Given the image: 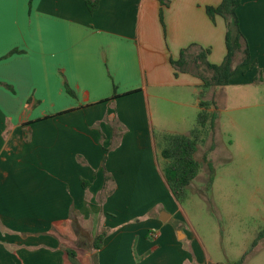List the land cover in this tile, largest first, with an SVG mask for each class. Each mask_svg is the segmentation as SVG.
Instances as JSON below:
<instances>
[{"label": "crops", "instance_id": "crops-1", "mask_svg": "<svg viewBox=\"0 0 264 264\" xmlns=\"http://www.w3.org/2000/svg\"><path fill=\"white\" fill-rule=\"evenodd\" d=\"M165 1L98 0L92 13L85 0L0 5V264H201L168 226L174 207L162 212L171 192L153 120L165 130L158 102L202 84L170 60L198 44L220 64L227 25L206 14L222 0ZM238 1L242 48L264 71V0ZM234 76L229 86L248 83ZM85 222L105 233L90 260L70 245Z\"/></svg>", "mask_w": 264, "mask_h": 264}, {"label": "rangeland", "instance_id": "rangeland-1", "mask_svg": "<svg viewBox=\"0 0 264 264\" xmlns=\"http://www.w3.org/2000/svg\"><path fill=\"white\" fill-rule=\"evenodd\" d=\"M187 48L190 54L208 51L206 60L212 64L208 60L209 48L198 44ZM242 56L241 51L236 53L237 59L232 65L236 71V61ZM254 61L249 71L234 73V79L248 81L244 85L229 86V83L204 89L202 80L195 76L202 83L196 94L179 90L181 101H159L165 130H160L154 113L159 169L164 164L160 157L162 136L191 133L200 111L194 106L197 100L211 103L210 109L217 116L215 130L197 147L195 156L201 163L197 177L186 187L184 196L175 199L170 194V204L163 205L162 210L169 215L174 207L175 216L168 226L176 230L177 237L178 232L188 234L183 246H191L195 261L201 264H264V83L259 82L264 71L260 66L263 60ZM162 93L171 94L170 91ZM151 106L153 111L157 108L153 101ZM152 195L160 199L161 189ZM81 230L78 241L70 240V245L79 247L80 258L90 260L94 230L88 222ZM0 259L8 260L2 250Z\"/></svg>", "mask_w": 264, "mask_h": 264}, {"label": "trees", "instance_id": "trees-1", "mask_svg": "<svg viewBox=\"0 0 264 264\" xmlns=\"http://www.w3.org/2000/svg\"><path fill=\"white\" fill-rule=\"evenodd\" d=\"M163 6L168 3L165 0H158ZM89 12H94L97 8L98 0H85ZM238 0H222L217 7H206V14L212 21L216 15L226 20V55L220 65H212L206 60V53L200 51L197 54H190V48L183 49L179 53V59L170 60V64L175 70L174 75L191 74L199 77L203 82V88L223 87L230 83L231 77L236 69L232 68L236 53L242 52V59L237 68L249 65L254 67L251 62L248 47L242 48L243 39L237 25L235 9L238 7ZM161 24L164 26L163 14H159ZM206 73H210L206 76ZM199 113L194 129L189 135L168 134L162 136L160 157L163 161L161 172L172 196L177 199L178 196L185 195V189L197 177L201 163L196 159L198 145L203 142L211 132L216 128L217 116L210 108L212 104L199 100ZM105 233L98 234L93 242V250H98L103 244ZM70 256L73 251H67Z\"/></svg>", "mask_w": 264, "mask_h": 264}, {"label": "snow or ice", "instance_id": "snow-or-ice-1", "mask_svg": "<svg viewBox=\"0 0 264 264\" xmlns=\"http://www.w3.org/2000/svg\"><path fill=\"white\" fill-rule=\"evenodd\" d=\"M3 2H4V0H0V5H2V4H3Z\"/></svg>", "mask_w": 264, "mask_h": 264}]
</instances>
